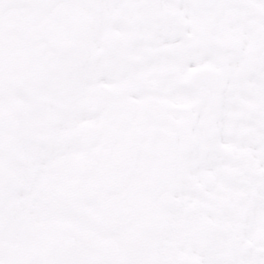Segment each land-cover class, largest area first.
I'll return each mask as SVG.
<instances>
[{"label": "snow or ice", "instance_id": "snow-or-ice-1", "mask_svg": "<svg viewBox=\"0 0 264 264\" xmlns=\"http://www.w3.org/2000/svg\"><path fill=\"white\" fill-rule=\"evenodd\" d=\"M0 264H264V0H0Z\"/></svg>", "mask_w": 264, "mask_h": 264}]
</instances>
